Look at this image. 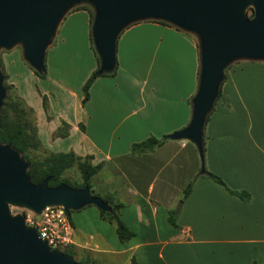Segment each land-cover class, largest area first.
Instances as JSON below:
<instances>
[{"label": "crops", "instance_id": "0c3cea01", "mask_svg": "<svg viewBox=\"0 0 264 264\" xmlns=\"http://www.w3.org/2000/svg\"><path fill=\"white\" fill-rule=\"evenodd\" d=\"M55 40L58 82L34 75L36 87L21 94L7 68L8 81L34 110L43 147L102 165L93 190L123 203L121 218L136 233L121 242L88 205L71 214V245L98 264H264V61L241 60L226 70L205 126L203 163L196 145L170 138L192 117L200 74L194 34L153 20L130 25L118 39L116 74L98 77L85 105L82 86L98 67L90 13L70 11ZM65 124L67 135L57 136ZM151 137L166 138L153 150L132 151ZM203 164L251 199L204 175ZM177 208L173 226L169 215Z\"/></svg>", "mask_w": 264, "mask_h": 264}, {"label": "water", "instance_id": "95a60500", "mask_svg": "<svg viewBox=\"0 0 264 264\" xmlns=\"http://www.w3.org/2000/svg\"><path fill=\"white\" fill-rule=\"evenodd\" d=\"M81 4L94 10L98 75L116 70L118 39L134 23L164 21L197 37L200 74L191 121L170 138L196 145L204 163L205 126L220 97L226 70L241 60L264 61V0H0V52L21 45L27 63L45 73L46 52L62 20ZM4 82L0 59V114L7 95ZM29 166L18 150L0 141V264H81L52 249L22 214H12L11 206L36 214L51 206H63L68 213L88 205L103 211L111 208L89 186L51 187L49 178L34 184Z\"/></svg>", "mask_w": 264, "mask_h": 264}, {"label": "trees", "instance_id": "16d2710c", "mask_svg": "<svg viewBox=\"0 0 264 264\" xmlns=\"http://www.w3.org/2000/svg\"><path fill=\"white\" fill-rule=\"evenodd\" d=\"M80 9H85L90 13L91 16V27L94 21V10L88 4H81L73 8L71 11H76ZM248 16L250 18L253 17V12H249ZM166 25H171L164 21H155ZM91 41L93 44V49L97 55V52L94 48L92 32H91ZM98 58V55H97ZM99 58H98V67H99ZM2 64V63H1ZM2 70L4 72L5 77V86L7 91L9 92L5 101L4 106L2 108L0 114V141L4 144H11L16 150L20 152L22 157L26 159L30 166L28 169V174L34 184H39L45 179L49 180V185L51 187H56L61 184L69 185L76 189L84 188L85 186H89L93 195L101 197L111 208L110 211L100 210L101 218L115 227L117 236L121 242H127L135 237L136 233L129 229L127 225L123 222L121 218V209L124 204L116 201L115 197L111 194L101 196L93 190L91 180L92 178L99 172L102 165H93L92 164V156L81 157L78 156L73 151L70 152H51L49 151V155L44 157L43 159L38 158H30L28 157V153L30 151H37L42 147L41 141L38 137V130L36 127V120H32L29 118V114L34 115V110L29 107L27 108L26 101L19 96L13 84H6V80H8L7 74H5L4 68L1 65ZM97 69L91 74L88 80L85 82L83 86V105H85L90 99V89L94 81L100 77L105 75H115L116 70L110 74L98 75ZM35 74L41 78L47 77V71L45 73H39L34 70ZM13 92V94H12ZM221 95V94H220ZM27 105V106H26ZM44 107L47 108L46 102H44ZM29 109V112H28ZM211 114V113H210ZM210 116V115H209ZM209 118V117H208ZM208 121V119H207ZM67 127L60 128L57 132V136H65L67 135ZM65 129V130H64ZM166 137L156 138L151 137L141 143H136L132 147L133 152H144L148 150H153L154 148L160 146ZM205 150V149H204ZM77 166L80 171L81 183L74 184L70 182L69 179L65 177V173ZM204 175L213 179L216 183L223 185L229 189V191L244 199L245 201H249L251 199V194L244 190H233L230 189L223 178L211 171L205 169ZM193 182H191L188 187L184 190L183 198L184 201L192 191ZM180 208L176 210H172L169 215V221L173 226H178L177 224V216L179 214ZM74 211L69 212V216ZM66 255L73 257L76 259V248L72 245L61 249ZM77 260V259H76ZM81 264H98L97 261L93 260L90 256H87L85 260H77ZM253 264H257L254 262Z\"/></svg>", "mask_w": 264, "mask_h": 264}, {"label": "rangeland", "instance_id": "374dc122", "mask_svg": "<svg viewBox=\"0 0 264 264\" xmlns=\"http://www.w3.org/2000/svg\"><path fill=\"white\" fill-rule=\"evenodd\" d=\"M252 11V8L248 9V13ZM91 32H92V27H91ZM55 43V44H54ZM52 45H56V40L55 37L51 43V45L48 47L47 52H46V68H47V77L46 78H41L36 74H32V71L34 72V69L27 63V61L24 58L23 55V49L21 45H17L16 47L6 50L2 49L0 52V59H1V65L4 68L5 74H6V69H10L12 72L16 73V80L21 84V94L22 90L25 92L26 90H32L34 87H36V76L43 79L46 81L49 76H54V79L58 82V80L61 77V69L60 68H54L55 70L52 69L51 64L54 59L60 60L61 56V51L58 53H52L53 48L51 47ZM3 71V70H2ZM4 73V72H3ZM35 73V72H34ZM36 75V76H34ZM8 76V75H7ZM9 78V76H8ZM17 82V84H18ZM43 86L46 84H50V82H43ZM5 84V82H4ZM6 84H9V81L6 80ZM39 88L41 87V84L38 83L37 85ZM84 86V85H83ZM83 86H82V93H83ZM6 87V86H5ZM15 87V86H14ZM21 96L19 92H17L16 88L13 90V92ZM12 92V94H13ZM7 91V95H8ZM6 95V97H7ZM84 96V94H83ZM6 99V98H5ZM27 106V105H26ZM29 108V106H27ZM29 112V109H28ZM30 113V112H29ZM29 118L32 119L33 121L35 120V116L33 114H29ZM49 150L46 149L45 147H41L37 151H30L28 153V157L30 158H38V159H43L44 157L49 155ZM65 177L70 180V182L74 184H79L81 183V176H80V171L77 168V166H74L73 168L69 169L65 173ZM24 210V208L16 207V206H11V212L13 215H19L21 214ZM75 212V211H74ZM87 257L86 252L76 249V259L77 260H85Z\"/></svg>", "mask_w": 264, "mask_h": 264}, {"label": "built area", "instance_id": "2783aa9c", "mask_svg": "<svg viewBox=\"0 0 264 264\" xmlns=\"http://www.w3.org/2000/svg\"><path fill=\"white\" fill-rule=\"evenodd\" d=\"M24 210L21 214L26 224L34 227L52 249L61 250L73 243L72 220L63 206L47 207L41 214Z\"/></svg>", "mask_w": 264, "mask_h": 264}]
</instances>
